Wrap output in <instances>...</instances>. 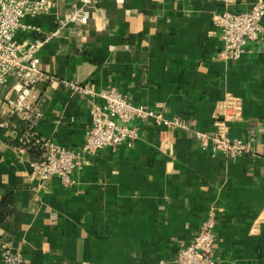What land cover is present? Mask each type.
I'll return each mask as SVG.
<instances>
[{
	"label": "crops",
	"instance_id": "0c3cea01",
	"mask_svg": "<svg viewBox=\"0 0 264 264\" xmlns=\"http://www.w3.org/2000/svg\"><path fill=\"white\" fill-rule=\"evenodd\" d=\"M259 1L95 0L87 25L64 29L58 20L78 0L27 15L23 43L56 32L38 54L47 80L31 98L42 102V138L83 145L89 104L73 83L115 87L189 131L138 122L133 147L99 151L69 187L43 185L34 155L14 148L19 129L0 90V256L8 246L23 264H172L215 211L218 264H264V32L233 62L214 25L218 13ZM195 132L256 140L250 154L214 156Z\"/></svg>",
	"mask_w": 264,
	"mask_h": 264
},
{
	"label": "built area",
	"instance_id": "2783aa9c",
	"mask_svg": "<svg viewBox=\"0 0 264 264\" xmlns=\"http://www.w3.org/2000/svg\"><path fill=\"white\" fill-rule=\"evenodd\" d=\"M94 1L78 0L65 17L58 20V29L87 25ZM56 7V0H0V90L4 92V105L9 116L28 123V129L20 135L14 148L20 153L36 148L38 155L30 163L33 177L43 185L57 179L62 186H71L73 174L80 171L91 156L107 147H133L139 139V130L133 124L138 122L152 123L157 128L189 131L182 120H168L154 108L135 104L115 87L96 91L91 84L73 83L71 89L87 98L89 104L91 124L83 145L78 150L70 149L42 138L37 130L43 116L42 102L31 101V98H34V90L47 80L40 70L38 54L56 32L28 43H23L19 34L33 29L24 23L27 15H47ZM214 25L221 31L222 55L233 62L239 61L248 44L257 42L264 32V1L253 4L247 11L220 12L214 17ZM95 99H100L101 103ZM195 138L202 150L230 158L252 153L256 140L254 134L248 140H242L202 132H195ZM217 226V212H207L198 232L178 252L172 264H218ZM0 258L4 264H23L24 261L21 252L8 246Z\"/></svg>",
	"mask_w": 264,
	"mask_h": 264
},
{
	"label": "trees",
	"instance_id": "16d2710c",
	"mask_svg": "<svg viewBox=\"0 0 264 264\" xmlns=\"http://www.w3.org/2000/svg\"><path fill=\"white\" fill-rule=\"evenodd\" d=\"M12 120L15 122V124H17V128L19 129V134H18V138L20 137V135L26 131L28 129V123L20 120L19 118L17 117H14L12 118ZM18 140V139H17ZM29 153L32 154V155H38V152L36 150L35 147H32L29 149ZM5 219V215L1 212V209H0V223L3 222V220Z\"/></svg>",
	"mask_w": 264,
	"mask_h": 264
}]
</instances>
